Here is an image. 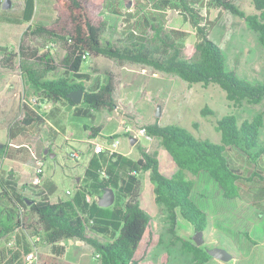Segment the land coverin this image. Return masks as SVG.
Returning <instances> with one entry per match:
<instances>
[{
	"label": "trees",
	"instance_id": "16d2710c",
	"mask_svg": "<svg viewBox=\"0 0 264 264\" xmlns=\"http://www.w3.org/2000/svg\"><path fill=\"white\" fill-rule=\"evenodd\" d=\"M107 1L55 0L54 21L49 25L36 23L24 32V35L59 43L64 50L60 61L50 49L41 52L22 40L16 50L11 46L1 48L0 67L7 71L18 68L37 96L34 106L22 104L24 117L10 128L9 139H13L14 134L38 130L46 116L54 120L53 112L43 111L47 103L70 105L75 116L91 121L95 119L94 112L112 111L116 106L114 74L107 72L103 83L85 87L90 77L83 72V67L91 57H105L120 65H140L176 76L189 85H216L235 108L264 101V82L240 78L227 67L224 51L209 37L216 26V21L209 18V8L215 7L243 19L259 35L264 46V0H251L254 14H247L235 0H158L154 7L135 0L132 6L141 14V23H135L137 31L132 28L125 40L117 41L103 37L107 23L102 10ZM202 7L206 9V16L201 14ZM168 9H176L195 30L197 42L189 54L186 51L189 33L167 27ZM35 10L36 0H23V9L8 16L0 1V21L23 26L32 22ZM114 11L119 13L117 9ZM79 89L85 91L84 98L82 103L74 104L68 95ZM202 114L212 115L213 111L204 108ZM142 128L171 156L177 169L171 176L161 172L157 151L141 147L138 159L118 152L91 151L79 185L70 198L63 200L51 199L57 189L53 182H45L42 188L31 186L35 198H30L26 195L28 188L20 186L12 174L0 175V244L15 234L18 246H22L20 251L2 250L0 264H11L19 260L22 252L30 253L33 247L39 246H47L49 254L38 255L37 264H71L64 260L66 247L62 243L66 240L92 246L99 264H154L151 256L164 244V235L141 205V175L144 173L149 174L154 184V199L164 214L167 233L172 236L171 247L179 243L182 252L191 256V264H206L212 259L205 244L197 246L193 239L179 235L180 217L194 232H205L209 221L207 213L194 201L195 181L188 178L187 173L208 174L229 199L240 196V185L250 189L258 200L264 197V165H261L264 114L246 119L236 115L219 118L215 123L221 137L219 143L198 139L184 127L161 125L158 120ZM83 129L92 132L91 139L119 138L118 134L100 136L102 127L85 124ZM6 149V145L0 149L2 157L8 155ZM235 151L252 165L250 177L245 176L233 159ZM107 189H113L116 195L111 207H100L97 200H90V197H102ZM254 205L257 209L261 207ZM9 254L12 256L8 257ZM170 258L171 248L162 254L161 264H169Z\"/></svg>",
	"mask_w": 264,
	"mask_h": 264
},
{
	"label": "rangeland",
	"instance_id": "374dc122",
	"mask_svg": "<svg viewBox=\"0 0 264 264\" xmlns=\"http://www.w3.org/2000/svg\"><path fill=\"white\" fill-rule=\"evenodd\" d=\"M0 1L4 4L6 0ZM133 1L135 0L107 1L102 10V16L107 23V31L103 36L105 39L125 40L132 28L136 30L135 23H141V14L136 12L132 6ZM157 1L142 0L149 7H154ZM235 1L247 14L255 13L251 0ZM9 2L10 7L4 10L5 15L13 16L23 9V0H9ZM54 4L55 0H36L35 16L32 22L22 27L0 21V57L3 55L1 48L11 46L16 50L22 40L26 45L39 48L41 52L50 49L54 57L60 61L64 56V50L59 43L44 41L30 34L24 35L29 26L33 28L36 23L49 25L54 21L56 16ZM115 9L119 13H116ZM209 10V18L216 21V26L211 30L209 37L224 51L227 67L234 70L240 78L254 83L264 82V46L260 42L259 35L252 31L243 19L215 7H210ZM166 13L168 28L180 29L189 33L186 40V51L188 54L191 53L197 42L194 28L176 9H168ZM201 14L206 16L204 7L201 8ZM83 72L90 77V80L85 82L86 88L103 83L107 72L114 74L116 106L112 111L104 109L94 112L95 119L91 121L86 117L75 116L70 105L47 103L43 105V111L46 114L53 112L54 120L46 116L45 123L38 130L24 135L14 134L15 137L9 139L10 128L18 119L24 117L21 111L22 104L25 102L34 106L37 96L34 95L31 86L24 81L18 68L7 71L0 67V149L6 145L8 154L4 157L0 155V175L12 174L18 179L20 186L25 185L28 188L26 195L30 198H35L32 192L34 188H31L35 156L45 162V176L40 188L48 181L57 186L58 194H62L63 199L69 198L66 196L68 191L74 193L94 148L88 143L92 140V132L84 131L85 124L96 127L97 124L102 123L104 134H112V136L118 134L117 151L133 159L140 157V147L150 152L157 151L161 172L171 176L177 170L171 156L160 148L157 140H147L136 136L138 130L144 125L157 120L161 125H179L198 139H209L214 143H219L221 137L215 130V123L219 118L225 115H236L241 119H246L259 113L264 114V101L259 105L245 104L242 108H235L226 99L225 92L216 85L208 87H203L201 84L189 85L176 76L155 72L140 65H120L105 57H91L84 65ZM158 107L161 108L160 117L157 116ZM204 108H209L213 114L203 115ZM131 137L138 139L135 145L131 144ZM100 138L99 140L102 139ZM262 143H264V128ZM48 148L51 149V153L45 154V150L49 151ZM74 152L78 155L77 159L71 158ZM50 154L54 157L51 158ZM232 157L244 174L253 170L243 154L235 151ZM261 165H264V156L261 159ZM187 177L195 181L194 201L212 216L213 210L208 204L215 199L218 200L220 193H216L211 186L207 187L209 193L207 191L202 193L205 187L201 186V183L206 180V174L192 176L187 173ZM141 182L142 208L153 218L156 229L164 235V244L154 250L151 260L154 264H160V256L171 248L173 257L170 264H191V256L181 252L179 243L174 247L170 245L172 236L167 233L164 214L160 212V207L155 202L154 184L150 182L149 174H142ZM249 191L250 189L246 186L243 188V192L248 193ZM51 199L57 201L55 196ZM98 199V197H90V200L98 201ZM179 222L181 224L179 233L182 237L186 236L188 240L193 239L195 232L189 233L182 228L183 226L192 228V226L182 217L179 218ZM211 223L212 220H209L208 228L212 226ZM96 238L103 241L100 236ZM26 241L32 244L31 241ZM77 241L66 240L62 243L66 247L64 259L72 264H99L94 257L93 247L83 242V245L79 246ZM7 242L3 241L0 244V251L6 249ZM207 243H210L208 239ZM16 247L12 251H20L22 246ZM32 250L38 255L49 253L47 246L33 247ZM21 262L24 264L22 255Z\"/></svg>",
	"mask_w": 264,
	"mask_h": 264
},
{
	"label": "crops",
	"instance_id": "0c3cea01",
	"mask_svg": "<svg viewBox=\"0 0 264 264\" xmlns=\"http://www.w3.org/2000/svg\"><path fill=\"white\" fill-rule=\"evenodd\" d=\"M96 127H102L100 136H112V134H104V125L102 123L97 124ZM87 131L88 130H86V132ZM99 138L100 137L89 140L88 143L91 145H93V143H108L107 140L101 138V140H99ZM117 152L120 153L119 151ZM252 172L253 170L246 172L247 174H245V176L250 177ZM202 174L205 175L206 173ZM206 175V180L201 183V186L205 187L202 193L205 191L209 193V189H207V187L211 186L216 193H220L221 196L219 197L221 198L219 199L218 197V200L215 199L212 203L209 202L208 206L213 210L212 216L207 210H204L207 213L209 220H212V226L209 228L207 227L204 232V239L207 237L210 243H207V239H205L204 244L209 249L214 247L223 248L232 256V259L228 262L212 258L206 264H264V197L258 200L257 196L251 191L248 193L243 192V188H245V186L240 185L241 192L238 198H226L218 184L212 180L208 174ZM53 188V186L49 185L50 190H53ZM56 194H58V189H56L52 196H55L56 200H63L64 197L62 194L59 193L57 196ZM254 204L260 205V209H257ZM178 224L180 228L181 224L179 221ZM182 228L189 233L194 232L193 227L188 228L187 226H183ZM179 235L182 237L180 233ZM182 238L188 239L186 236ZM26 240L30 241L27 237ZM77 245L80 246L83 245V243L81 241H77ZM172 257L171 249V258ZM19 260L21 262V256ZM19 260H15L11 264H18ZM159 262L161 264L160 260Z\"/></svg>",
	"mask_w": 264,
	"mask_h": 264
},
{
	"label": "built area",
	"instance_id": "2783aa9c",
	"mask_svg": "<svg viewBox=\"0 0 264 264\" xmlns=\"http://www.w3.org/2000/svg\"><path fill=\"white\" fill-rule=\"evenodd\" d=\"M137 137H143L147 140H152L151 137H149L146 134V130L144 128H140L136 134ZM93 151L95 153H100V152H109V154H113L117 152L118 146H119V140L118 138L116 139H111L108 141V143H93ZM35 158V167H34V177L32 180V185L36 187H41L43 185V179H44V172H45V162L41 158ZM72 159H77L78 155L74 152L71 155ZM73 193L67 192L66 196L71 197ZM6 244V249L12 250L15 246L18 247L17 244V238L16 235H12L8 240ZM16 247V248H17ZM9 257L11 254L8 255ZM22 259L24 264H37L38 262V254L32 250L30 253H24L22 252Z\"/></svg>",
	"mask_w": 264,
	"mask_h": 264
},
{
	"label": "water",
	"instance_id": "95a60500",
	"mask_svg": "<svg viewBox=\"0 0 264 264\" xmlns=\"http://www.w3.org/2000/svg\"><path fill=\"white\" fill-rule=\"evenodd\" d=\"M10 7L9 0H6L3 4V9L7 10ZM85 91L82 89L73 91L71 94L68 95V98L71 99L74 104H80L83 101ZM157 116H161V108L158 107ZM138 142L137 138L131 137V144L135 145ZM49 151L45 150V154H48ZM51 158L54 157L53 154H50ZM116 195L113 189H107L105 190L102 197L98 199V205L100 207L108 208L111 207L115 203ZM193 242L197 246H202L205 243L204 239V231H196L193 237ZM207 253L215 259L228 262L232 259V256L223 248H210L207 250Z\"/></svg>",
	"mask_w": 264,
	"mask_h": 264
}]
</instances>
